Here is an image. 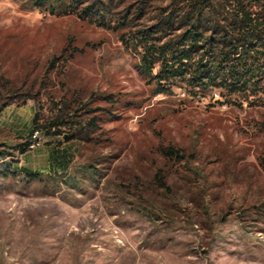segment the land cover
I'll return each instance as SVG.
<instances>
[{
  "label": "rangeland",
  "instance_id": "374dc122",
  "mask_svg": "<svg viewBox=\"0 0 264 264\" xmlns=\"http://www.w3.org/2000/svg\"><path fill=\"white\" fill-rule=\"evenodd\" d=\"M54 1L0 0V264H264V76L247 96L158 84L133 37L162 38L180 0L80 6L110 28ZM35 114L65 123L42 148H69L67 171L17 150Z\"/></svg>",
  "mask_w": 264,
  "mask_h": 264
},
{
  "label": "trees",
  "instance_id": "16d2710c",
  "mask_svg": "<svg viewBox=\"0 0 264 264\" xmlns=\"http://www.w3.org/2000/svg\"><path fill=\"white\" fill-rule=\"evenodd\" d=\"M48 2L57 3L32 0L33 6L40 10ZM85 3L86 0H70L63 5L81 20L103 28L111 27L109 24L114 21L107 4L99 1L79 11ZM180 4L184 6L183 11L172 13L163 24L162 38H170L168 41L162 43V38L154 35L156 31L139 32L133 37L144 50L141 62L147 74L152 76L159 65V72L153 76L158 84L179 79L201 90L224 88L244 96L258 89L264 76V0H180ZM10 105L7 102L4 107ZM60 118L48 122V127H40V117L35 114L30 133L24 138L26 141L17 147L19 153L27 152L28 141L36 131L45 136H59L56 128L65 125ZM67 137L70 140L76 135ZM57 166L63 171L70 167L62 161H58ZM1 174L5 178L23 175L29 179L42 175L25 168L12 171L10 165Z\"/></svg>",
  "mask_w": 264,
  "mask_h": 264
},
{
  "label": "crops",
  "instance_id": "0c3cea01",
  "mask_svg": "<svg viewBox=\"0 0 264 264\" xmlns=\"http://www.w3.org/2000/svg\"><path fill=\"white\" fill-rule=\"evenodd\" d=\"M30 130H31V125L29 127V133H30ZM20 137L26 138L25 136H20ZM36 151H39L42 154L45 153V162H46L45 164L46 165L43 167V169L48 170L49 172H59L60 170L63 169L62 167L57 166L58 161H62L63 163H68V165L70 166L71 162L69 161L71 160L70 159L71 154L68 152L69 148L59 149L53 145H49L44 148L41 147L30 153H35ZM21 168H25L32 172L41 173L40 169H38L36 165L34 164L23 166Z\"/></svg>",
  "mask_w": 264,
  "mask_h": 264
},
{
  "label": "built area",
  "instance_id": "2783aa9c",
  "mask_svg": "<svg viewBox=\"0 0 264 264\" xmlns=\"http://www.w3.org/2000/svg\"><path fill=\"white\" fill-rule=\"evenodd\" d=\"M44 143V135L39 131L34 132L28 141L27 152H33L41 148Z\"/></svg>",
  "mask_w": 264,
  "mask_h": 264
}]
</instances>
